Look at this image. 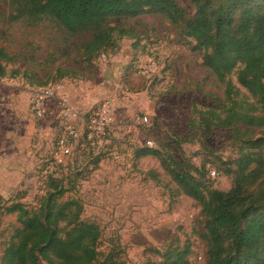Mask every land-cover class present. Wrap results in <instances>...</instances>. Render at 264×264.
<instances>
[{
	"label": "rangeland",
	"instance_id": "374dc122",
	"mask_svg": "<svg viewBox=\"0 0 264 264\" xmlns=\"http://www.w3.org/2000/svg\"><path fill=\"white\" fill-rule=\"evenodd\" d=\"M8 15L7 0H0V47L21 56L0 77V261L20 225L7 206L19 201L39 209L50 191L48 175L59 172L57 178L64 179L67 188L63 199L81 200L83 217L101 226L99 249L105 254L114 249L125 264H157L168 249L189 247L191 264H205L207 241L200 205L178 193L159 156L137 155L152 141L151 148L186 157L199 168L196 175L212 181L214 187L229 190L233 185V176L226 170L239 150L228 132L214 129L204 136L191 128L190 121L197 115L194 108L202 110L215 96H224L191 39L182 38L163 16L144 14L133 19L141 36L137 51H133L135 39H124L120 51H109L94 63L89 79H57L76 96L74 102L84 117L77 121L74 153L67 165L57 166L54 153L62 131L61 106L58 99H51L39 117L35 98L56 81L49 77V68L82 71L83 65L77 52H68L72 40H66L54 24L11 22ZM48 57L51 67L45 69ZM14 69H36L38 74L36 78L12 75ZM107 99L114 107V123L106 130L108 136L96 141L97 149L89 152L84 141L89 115ZM252 135L264 137V129H255ZM209 168L218 169L220 175L212 171L211 179Z\"/></svg>",
	"mask_w": 264,
	"mask_h": 264
},
{
	"label": "trees",
	"instance_id": "16d2710c",
	"mask_svg": "<svg viewBox=\"0 0 264 264\" xmlns=\"http://www.w3.org/2000/svg\"><path fill=\"white\" fill-rule=\"evenodd\" d=\"M7 2L9 21H48L66 40H72L68 52H77L83 70L49 68V56L45 69H50L48 75L55 83L66 78L88 79L94 63L109 51H120L124 39H135L133 51H137L141 36L133 19L144 14L163 16L182 38L191 39L193 50L201 54L204 66L224 91L223 97L215 96L202 110L194 108L197 115L190 121L191 128L204 136L214 129L228 132L231 144L239 150L226 170L233 176V185L229 190L214 187L212 181L196 175L199 168L186 157L172 152L162 153L146 145L137 155L159 156L178 193L200 205L207 241L205 264H264V137L252 135L255 129H264V0H188L187 5L179 0ZM20 59L0 47V77L8 74L9 64ZM11 74L36 78L38 73L36 69H14ZM107 136H97L92 143L85 133L89 152L99 146L96 141ZM212 171L220 175L218 169L209 168L210 178ZM58 173L48 175L50 191L39 209H29L19 201L7 206L9 213L17 214L20 225L0 264H125L114 249L107 254L99 249L101 226L83 217L81 200L63 199L67 188ZM189 253V247L168 249L163 262L157 264H191Z\"/></svg>",
	"mask_w": 264,
	"mask_h": 264
},
{
	"label": "built area",
	"instance_id": "2783aa9c",
	"mask_svg": "<svg viewBox=\"0 0 264 264\" xmlns=\"http://www.w3.org/2000/svg\"><path fill=\"white\" fill-rule=\"evenodd\" d=\"M140 71L142 73L149 72V70H144L143 68H140ZM54 98L59 100L63 118L61 135L57 141L54 153V165L60 166L68 161V158L75 149V142L79 137L77 121L84 117L82 116L83 113L81 109L71 102L65 82H57L48 85L37 94L35 98L36 115L43 117L46 112V103ZM114 120V107L111 100L107 99L97 109L90 113L88 118L89 133L87 138L92 143H95L96 137L105 134L106 130L114 123ZM143 121L147 122L148 118L144 117ZM148 145L152 146V141L148 142ZM214 174L217 175L215 171Z\"/></svg>",
	"mask_w": 264,
	"mask_h": 264
},
{
	"label": "crops",
	"instance_id": "0c3cea01",
	"mask_svg": "<svg viewBox=\"0 0 264 264\" xmlns=\"http://www.w3.org/2000/svg\"><path fill=\"white\" fill-rule=\"evenodd\" d=\"M89 79V78H88ZM69 98L71 99V102L75 105V106H77L78 108H80L81 110H82V108H81V106H79L78 104H76V102H74V99L73 98H75V97H73L72 96V93H71V91H70V89H69ZM78 94H80V92H78ZM80 95H82V92H81V94Z\"/></svg>",
	"mask_w": 264,
	"mask_h": 264
}]
</instances>
